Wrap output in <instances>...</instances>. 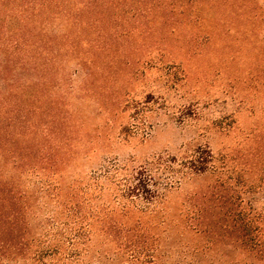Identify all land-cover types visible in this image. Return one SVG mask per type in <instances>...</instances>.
<instances>
[{"label": "rangeland", "instance_id": "1", "mask_svg": "<svg viewBox=\"0 0 264 264\" xmlns=\"http://www.w3.org/2000/svg\"><path fill=\"white\" fill-rule=\"evenodd\" d=\"M0 264H264V0H0Z\"/></svg>", "mask_w": 264, "mask_h": 264}, {"label": "trees", "instance_id": "2", "mask_svg": "<svg viewBox=\"0 0 264 264\" xmlns=\"http://www.w3.org/2000/svg\"><path fill=\"white\" fill-rule=\"evenodd\" d=\"M20 17V24L22 25L18 28L15 27V32L20 33V36L27 37V40H31V22L33 21V13H28V11H25L21 13ZM12 28H14L12 25L8 26V28L5 27L6 30H3L2 34L11 31ZM191 161L194 170L199 172L206 171L211 165V160L209 158H202V160L195 158ZM154 173H156V169L153 166H149V168H143L142 170H137L136 174L132 176L133 180L130 186L129 183L126 185V188L123 189L124 194L122 195L126 197L129 195L136 198L138 197L144 200L146 203L152 202V200L158 197L160 193V188L157 186ZM164 188H167V186H164Z\"/></svg>", "mask_w": 264, "mask_h": 264}]
</instances>
